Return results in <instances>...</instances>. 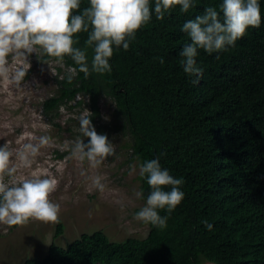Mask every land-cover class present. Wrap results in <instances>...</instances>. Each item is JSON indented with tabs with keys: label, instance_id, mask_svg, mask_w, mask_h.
<instances>
[{
	"label": "trees",
	"instance_id": "trees-1",
	"mask_svg": "<svg viewBox=\"0 0 264 264\" xmlns=\"http://www.w3.org/2000/svg\"><path fill=\"white\" fill-rule=\"evenodd\" d=\"M221 2L195 0L187 13L176 6L164 20L153 16L129 50L114 51L111 72L103 76L85 79L80 73L68 84L58 68L56 92L42 101L51 115L72 100L86 104L96 132L117 129L127 137L130 159L142 164L158 158L162 168L183 178L184 199L167 227L149 225L146 236L122 240L94 229L60 244V220L45 254L22 264H264V0H258L259 28L220 52L198 50V84L180 64L190 43L183 24ZM87 4L81 0V9ZM78 36L83 47L87 34ZM91 57L89 49V62ZM102 98L114 103L113 122L97 126ZM138 179L146 200L149 186Z\"/></svg>",
	"mask_w": 264,
	"mask_h": 264
},
{
	"label": "clouds",
	"instance_id": "clouds-1",
	"mask_svg": "<svg viewBox=\"0 0 264 264\" xmlns=\"http://www.w3.org/2000/svg\"><path fill=\"white\" fill-rule=\"evenodd\" d=\"M195 0H88L81 9V0H0V80L21 88L30 69L29 57L35 54L43 64L64 69L60 80L68 84L82 73L87 79L95 73L103 76L111 72L110 58L115 50H129L136 33L155 16L164 20L176 6L187 13ZM262 22L258 0H222L219 7H207L195 19L186 21L181 31L190 43L180 52V64L189 77L199 83L203 69L198 67V50L208 54L235 46L249 28H259ZM79 33H86L83 47H79ZM92 50L91 61L88 50ZM66 58L72 61L69 65ZM161 64L163 57H157ZM106 95V94H105ZM82 99L83 97H79ZM87 109L78 117V133L65 140L62 150L81 166L80 176L88 183L87 191L103 193L105 177L89 170H97L108 157L116 154L115 145L106 134H98ZM42 119V117H40ZM49 131L50 126L44 125ZM87 138V143H85ZM13 149L8 143L0 146V226L24 227L30 222L60 223V204L50 197L56 192L59 180L47 170L32 171L41 149L51 147L48 135L36 136L25 132ZM162 155V154H161ZM85 162L88 168H83ZM136 171L130 166V174ZM139 176L145 178L149 193L144 205L133 219L159 229L167 227L171 213L181 204L183 178H176L162 168L159 159L139 165ZM143 199L142 191L134 193ZM164 211L166 214L161 215ZM208 230L212 225L204 222Z\"/></svg>",
	"mask_w": 264,
	"mask_h": 264
},
{
	"label": "rangeland",
	"instance_id": "rangeland-1",
	"mask_svg": "<svg viewBox=\"0 0 264 264\" xmlns=\"http://www.w3.org/2000/svg\"><path fill=\"white\" fill-rule=\"evenodd\" d=\"M29 63L31 67L21 88L0 80V146L8 143L15 149L17 141L27 142L23 139L25 132L52 138V146L41 149L32 169L26 171L47 170L59 180L56 192L50 197L60 204V220L63 223V231L55 237L56 242L65 244L82 232L94 229H102L116 240L146 236L149 225L133 219L146 200L137 199L134 195L140 191V164L136 159L129 158L130 149L123 146L127 137L121 130L105 129L102 132L96 128L98 134H106L115 145L116 154L108 157L99 169L89 170L90 175L105 177L102 181L106 185L105 191H87L88 183L79 174L81 166L70 158L69 152L62 150L63 142L74 139L78 134L75 131L78 117L84 109L88 110L87 105L72 100L60 105L52 115L45 114L42 101L56 92L55 76L60 73L59 67L43 64L35 54L29 57ZM113 106L114 103L107 98L100 100L101 118L97 119V126L113 122ZM44 125L50 126V130L45 131ZM130 166L136 167L131 174ZM83 168H88L86 162ZM55 230L56 224L39 222H30L24 227L0 226V264H22L26 257L40 258L45 254ZM201 264L215 263L203 261Z\"/></svg>",
	"mask_w": 264,
	"mask_h": 264
}]
</instances>
